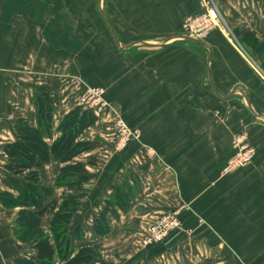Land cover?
Here are the masks:
<instances>
[{"label": "crops", "instance_id": "obj_1", "mask_svg": "<svg viewBox=\"0 0 264 264\" xmlns=\"http://www.w3.org/2000/svg\"><path fill=\"white\" fill-rule=\"evenodd\" d=\"M196 1L0 0V193L11 190L4 146L15 140L19 119L39 127L44 92L53 105L49 144L86 85L105 88L112 105L81 137L97 147L75 161L98 158L86 168L83 191L56 185L60 162L40 169L58 200L41 229L52 239L50 221L62 198L82 193L68 234L75 251L96 248L98 264H264L262 62L227 31L187 37L183 23L198 11ZM217 2L233 32L262 40L261 0ZM117 116L141 131L119 151ZM243 132L256 155L249 166L223 174ZM105 210L107 231L98 233ZM176 210L178 237L138 247L145 224ZM18 212L0 201V264L35 255L20 238ZM55 263L66 264L59 257Z\"/></svg>", "mask_w": 264, "mask_h": 264}, {"label": "trees", "instance_id": "obj_2", "mask_svg": "<svg viewBox=\"0 0 264 264\" xmlns=\"http://www.w3.org/2000/svg\"><path fill=\"white\" fill-rule=\"evenodd\" d=\"M251 37L253 38L252 33H246L243 36L244 42L247 43ZM257 41L258 39H254L255 48ZM37 102L39 127H33L19 119L15 125V140L4 146L7 157L4 184L11 190L1 192L0 201L8 208H19L16 223L22 229L20 238L28 242L35 251L33 257L18 258L16 264H56L57 257L66 264H98L97 249L88 246L75 251L68 234V224L80 205L82 193L68 194L62 198L61 208L52 220V239L41 229L42 218L48 210H56L58 200L52 196V189L43 185L40 179L42 166L58 161L62 167L56 185L83 191L86 168L88 165H97L98 158L91 156L86 162L75 159L97 147L94 142L81 137L98 121V116L80 106L72 109L59 124L60 136L49 144L45 137L51 127L52 100L44 92ZM106 211L98 219V233L107 231Z\"/></svg>", "mask_w": 264, "mask_h": 264}, {"label": "built area", "instance_id": "obj_3", "mask_svg": "<svg viewBox=\"0 0 264 264\" xmlns=\"http://www.w3.org/2000/svg\"><path fill=\"white\" fill-rule=\"evenodd\" d=\"M197 2L198 11L188 16L183 23L185 35L194 39H205L213 30L226 31L216 2L214 0H197ZM78 102L83 110L93 111L97 116L112 110V105L106 98L105 88L99 86L86 85L78 96ZM113 130L117 138L118 151L126 148L131 141L140 140L141 137V131L131 127L122 116H117ZM233 147L235 152L223 168V174L249 166L256 155V147L247 132L234 137ZM182 229L180 210H176L162 214L155 221L145 224L139 232L143 246L150 247L171 243Z\"/></svg>", "mask_w": 264, "mask_h": 264}, {"label": "rangeland", "instance_id": "obj_4", "mask_svg": "<svg viewBox=\"0 0 264 264\" xmlns=\"http://www.w3.org/2000/svg\"><path fill=\"white\" fill-rule=\"evenodd\" d=\"M214 1L216 2L217 6H218V8H219V11H220V13H221L222 23H223V25L226 27V31H227V33H230L231 37L234 38L236 41H238V42L240 41V43H242V46L245 47V50H246L247 52H249V49H247V46H245L244 39L241 38V37H239V35H238L236 32H233V31L231 30V26H229V23H227V21H226V17H225V15L223 14V12H221L222 9H220L217 0H214ZM261 1H262V12H264V0H261ZM196 3H197V1H196ZM254 39H255L254 37H253V38L251 37V39H250L246 44L254 49V51H255L256 54L258 55L260 61L262 62V64H261V68H262V69L260 68V70L262 71V75L264 76V36L262 37V40H258V41H257V43H256V44H257V45H256V48L254 47ZM240 46H241V45H240ZM246 51H244V55H245L246 57L250 58L251 55H250L249 53H247ZM258 67H259V66H258ZM106 98H107V97H106ZM107 100H108V99H107ZM116 139H117V138H116ZM115 147H116V146H115ZM52 220H53V217H52V219H51V221H50V227H51V230H52ZM137 235H138V236H136V239H135V240H137L138 247H141V248H148V247L143 246L142 241H141V235H140V232H137ZM158 245H160V244H158ZM97 251H98V250H97ZM98 253H100V252L98 251Z\"/></svg>", "mask_w": 264, "mask_h": 264}]
</instances>
